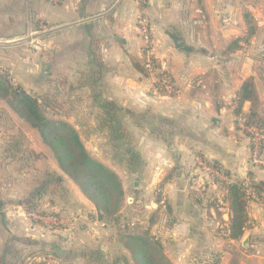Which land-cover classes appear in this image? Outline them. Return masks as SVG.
<instances>
[{"label":"crops","instance_id":"obj_1","mask_svg":"<svg viewBox=\"0 0 264 264\" xmlns=\"http://www.w3.org/2000/svg\"><path fill=\"white\" fill-rule=\"evenodd\" d=\"M234 4L241 6L242 1L0 0V40L7 44L0 54L16 50L2 64L15 72L27 92L61 106V112L53 106L60 113L54 118L71 124L93 159L122 180L125 201L117 216H128L135 203L142 204L149 216L144 227L157 235L174 264H229L224 250L233 245L252 251L255 262L264 264L262 200L249 202L251 226L234 241L222 236L221 226L231 221L230 208L227 214L210 203L222 196L229 205L226 194L215 184L207 191L199 188L202 158L225 171L228 182L264 184V166L250 163L248 138L237 130L234 109L225 102H232L244 83L252 81L261 109L255 112L254 102H246L242 113L263 123L264 90L254 81L249 59L243 61L246 74L234 86L225 64L213 61L220 54L213 50L215 43L246 42L248 27L242 19L232 24L223 17L221 31H215L213 11ZM193 8L204 21L192 19ZM141 16L150 22L153 56L180 95L159 93L155 78L142 67ZM167 31L182 37L193 51L176 48ZM192 76H199L202 85L189 89ZM12 116L23 130L0 146V264H133L122 240L96 224L95 206L61 171L39 133L17 114ZM108 116L113 125L106 122ZM116 127L126 131L140 155L134 170L115 157ZM26 170L33 179L24 182ZM191 172L193 183L187 181ZM49 174L62 178L61 187L40 193ZM160 184L169 198L166 211L155 201ZM43 205L47 212L68 216L71 224L65 233L48 230L30 216L40 210L44 214ZM56 249L64 255H56Z\"/></svg>","mask_w":264,"mask_h":264},{"label":"rangeland","instance_id":"obj_2","mask_svg":"<svg viewBox=\"0 0 264 264\" xmlns=\"http://www.w3.org/2000/svg\"><path fill=\"white\" fill-rule=\"evenodd\" d=\"M237 1H239V0H237ZM241 1H242L241 6H238V4H234V6L232 5V7L229 10L225 9L223 11H213V13L215 14V17H214L215 22L214 23L217 25V28H215V31L218 32L219 29L221 31L222 27L221 26L219 27V23L222 22L220 20L223 17H224L225 21H231L232 24L235 23L236 21H238L239 19H242V21L247 23V27H248V34L245 38L247 40H246V42L244 41L242 43L236 44V46L235 45L232 46V44L234 43L233 39L231 40L230 43L227 40L222 42V43H220V42L215 43L213 45L214 46L213 50L215 49L214 51H217L220 54H218V56H214L213 61L225 64L224 69H226L227 75L229 77H231V81L233 82L232 86H234V85H237L236 82L239 79H241V77L243 75L246 74L247 70L245 69V67L243 65V61L249 59L248 62L251 64L252 69H254L256 72L254 81L256 80V84L261 89L264 90V0H241ZM186 12L184 11V13H186ZM189 13L191 14V12H189ZM192 14L194 15L192 19H194L195 21L196 20L204 21V19H205V18H202V16L200 15L201 13L197 14L195 9L192 11ZM197 16H198V18H197ZM142 17H144V16H142ZM187 17H189L188 13H187L186 18ZM204 17H205V15H204ZM144 18L147 19V22H148L149 27H150L149 19L147 18V16ZM188 19H190V17ZM219 35L221 36V33H219ZM224 39H227V38H224ZM4 42L5 41L0 40V51H1V49H4L5 47H7V44H5ZM216 45H218V46H216ZM196 46L199 49H201V47H202L198 42H197ZM18 49H20V48H17V50ZM15 51L16 50L13 49L12 52H9V53L5 52L3 54H0V74L3 77V79L7 83H9L10 86L16 88L19 85L16 81L17 77H16L15 72H13V70H11V68H8L2 64L4 57L6 59H13L15 57V54H16ZM151 51L153 52V45H151ZM143 52H144L143 53L144 58H143L142 67H143L144 71L151 74L155 78L156 85H157V79L161 78V79H166L168 81L167 82L168 85L172 88L171 92H167L165 90H159L158 85H157L156 86L157 91L159 93L166 94L167 96H170V97H175L177 95H180L181 91H180V89H178L179 87L176 86L171 75L168 72H166V70H164L162 68L161 64L159 63L160 61L157 60L153 56V53H152L153 68H152V70H150V69L148 70V68L146 67V53H145V51H143ZM218 74L217 73L215 74L216 78L218 77ZM188 85H190V86H188ZM188 85L187 86L190 87L189 89H192V87H194V86L195 87L201 86L202 85V79L199 78V76L198 77L192 76L188 81ZM215 92L218 93L219 91L216 90ZM28 93L30 95H32L33 97L37 98L35 94L31 93V91H29ZM40 97L45 98V96L40 95L39 98H37V99L39 100V103L41 104L43 111L48 118L55 119L54 118L55 116L56 117L60 116L59 111H57L56 109L60 110L61 106L53 105V104H57V102H55V103L53 101L50 102L49 100H47V98H45V100L42 101ZM225 102L232 104V105L230 104L229 108L234 109L233 111H234V115L236 118L235 124L238 128L237 130H240L243 133V135H245L248 138V142H249V146H250V163L253 164L252 154H253L255 142L253 141V136L248 132L247 129L249 127H257L258 129H260L262 131V134L264 137V122L263 123L259 122V120L255 118V116L253 118L252 117L248 118V116H245L243 113H241L240 115H237L236 114V107H237L236 96L233 98L232 102L229 99L225 100ZM53 106L56 109H54ZM252 107H253L255 112H258L261 109L257 100L254 101ZM61 111L62 110H60V112ZM13 114H16V113H14L12 111V109L8 106V104L5 100L0 98V146L5 144L6 142L10 141L11 140L10 137H15L14 135H19V133L23 130V127L21 126L22 124L19 123L18 120H15L13 118V116H12ZM253 119H255V120H253ZM55 120H60V119H55ZM7 129H10L9 132L12 133L11 135H8L6 133ZM13 132H15V134H13ZM113 138L115 139L114 142L112 143L113 144L112 146L114 149L113 152L115 153V157H116L117 161H119L120 164H122V166L128 167L129 170H131V169L134 170L140 164V157H139L140 155L138 156L137 149H135V146L130 143L131 142L130 139L126 138L125 140L121 141V140H117L114 136H113ZM116 141H118L120 145L116 144V143H118ZM23 145L25 146V145H27V143L23 142ZM88 147H89V145H88ZM89 150H91V148ZM90 153L93 154L92 150ZM261 155L264 156V138L262 140V145H261ZM132 156H135L136 159L138 158V162L137 161L134 162L132 160ZM200 163H204V164H207L209 166L216 168V166H214V165H216L215 163H209V162L205 161L203 158L199 159V165H200ZM199 165L197 166V167H199V171L201 173H204L201 166H199ZM218 168H219L218 171L220 172L219 176H217L216 174H214V175L210 174V176H208L204 173L205 179H204V181H201V186L199 187L200 191L209 190L208 188L213 184H215L219 188H221V182H228V180H229V179H227L228 175L225 173V171H222V169L220 167H218ZM193 174H194V172H191L187 177V181L189 183H191L195 179ZM22 175H23L24 182L30 181L31 179H33L32 175L27 174V170L24 171L22 173ZM196 178H198V177L196 176ZM133 180H135L134 177L132 178V180L129 184L130 189L133 188V183H132ZM163 186H161V184H160L156 188L155 194H154L155 199H156L155 201L160 200V196L157 193V189H161V187H163ZM246 186L251 187L250 184H246ZM223 192L226 194L224 197H226V200L228 201L226 191L223 190ZM197 194H199V192ZM212 199H214V200H212ZM168 202H169V200H168ZM210 203L212 204V206L215 207V209L217 211L221 210V212H223V213H227V214L229 213L228 209L230 208V205L226 204L227 202H225V200L222 196H220V198H211ZM228 203H229V201H228ZM168 204H167V207H168ZM134 207H135L134 212L132 211V214H129L128 216H125V215L120 216V217L116 216L111 221L101 222V221H98L97 219H95V221L107 224L106 228L112 230V233L114 234V236H116L115 239L122 240V244H123L126 236L142 235L146 232L150 233V230L147 231V228L144 227V226H147V224H148V218L147 217H149V216L147 213H145V209L142 208V204L139 203V204H137V207H136V203H135ZM42 209H45L44 214L42 212H40L43 210H40L37 213H39L40 215H42L46 218L55 217L56 219H59V220H68L69 221L67 226H55V229H51V226H49L48 224H45L43 222H42L43 223L42 226H45V228H48V230H58L59 233H65L67 231V229H69L70 224H71L70 223L71 220L67 218L68 216L56 214V213H58V211L57 212H55V211L47 212L48 211L47 207L44 208V205H43ZM159 209H161V208H159ZM166 209H162V210L166 211ZM131 221H134V222L137 221L138 222V226H136L134 228V230H132L128 227H126V228L121 227L122 224H126V223L131 222ZM224 226H225V224H223L221 226L222 231H223ZM150 235L157 238V235H154L151 233H150ZM224 252H226V254H227V260H228L227 262L229 264H231L233 261H236L238 264H257V262H255L254 258L252 257L253 252L252 251L247 252V249L243 248L242 245L241 246L239 245L236 247L234 245L231 247H227L224 250ZM247 256H248V258H247ZM249 257H252V258H249Z\"/></svg>","mask_w":264,"mask_h":264},{"label":"trees","instance_id":"obj_3","mask_svg":"<svg viewBox=\"0 0 264 264\" xmlns=\"http://www.w3.org/2000/svg\"><path fill=\"white\" fill-rule=\"evenodd\" d=\"M247 40V39H244ZM239 41L233 43L236 46ZM0 98L23 121L35 129L45 146L52 152L61 171L69 177L80 189L83 195L95 206L97 220L111 221L121 211L125 192L122 180L111 169L93 159L85 147L78 131L68 122L48 118L39 100L21 86L12 87L0 74ZM256 94L252 81L244 83L236 96V114L242 113L246 102H254ZM106 122L113 125L111 117ZM117 140L128 139L126 131L121 127L113 130ZM134 162L138 158L132 156ZM216 166V165H214ZM217 169L218 166H216ZM49 181H44L40 187L42 191L56 192L60 189L62 178L49 174ZM221 188L226 191L230 205L231 221L229 239L239 241L250 228L251 223L247 214V207L252 200L248 197V190L256 194L264 203V184H253L247 187L242 182H221ZM31 211V207L30 210ZM125 249L129 252L133 264H174L166 255L159 239L146 232L142 235L126 236ZM231 264H238L233 261Z\"/></svg>","mask_w":264,"mask_h":264},{"label":"built area","instance_id":"obj_4","mask_svg":"<svg viewBox=\"0 0 264 264\" xmlns=\"http://www.w3.org/2000/svg\"><path fill=\"white\" fill-rule=\"evenodd\" d=\"M60 1L61 0H52V2L54 3H59ZM138 27L144 42V51L146 53V67L148 68V70L149 69L152 70L153 68L152 51H151L152 40H151L150 27L147 22V19L142 16L139 17ZM167 82L168 81L166 79H161V78L157 79L158 89L171 92L172 88L168 85ZM247 130L253 136V141L255 142V146L252 154L253 164L257 166H264V156L261 155V145H262V140L264 138L262 131L257 127H249ZM200 166L206 175L210 176V174L212 175L216 174L217 176H219L220 172L215 167L209 166L204 163H201ZM204 173H202L203 176L202 175L199 176L200 181H204L205 179ZM157 193L160 196V200L157 203V208L166 209L169 200L168 194L162 189H157ZM247 193L250 199H256V194L253 193L251 190H248ZM30 216L36 221H40L48 224L49 226H51V229H55V226H67L69 222L68 220L56 219L55 217L46 218L37 212L31 213ZM95 222L96 224H100L102 227H107V224L105 223H101L98 221ZM136 226H138V222L131 221L126 224H122L121 227L123 228L128 227L134 230ZM229 227H230V223L227 222L223 228V233H222L223 237H229L230 235Z\"/></svg>","mask_w":264,"mask_h":264},{"label":"water","instance_id":"obj_5","mask_svg":"<svg viewBox=\"0 0 264 264\" xmlns=\"http://www.w3.org/2000/svg\"><path fill=\"white\" fill-rule=\"evenodd\" d=\"M167 35L173 41V43H174L176 48L182 49L183 51L188 52V53H191L193 51V49H191V48H189L187 46L186 41L182 37H180L178 35H175V34L169 32V31H167ZM244 245L247 246L246 243H244ZM55 254L59 255V256H63L64 255V253L62 252L61 249H56L55 250Z\"/></svg>","mask_w":264,"mask_h":264}]
</instances>
